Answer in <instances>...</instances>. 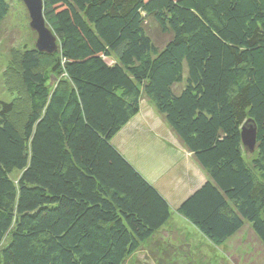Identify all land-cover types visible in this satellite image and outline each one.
<instances>
[{"label":"trees","instance_id":"16d2710c","mask_svg":"<svg viewBox=\"0 0 264 264\" xmlns=\"http://www.w3.org/2000/svg\"><path fill=\"white\" fill-rule=\"evenodd\" d=\"M42 1L58 49L20 53L22 131L0 100V264H124L168 245L171 207L112 143L143 100L206 177L178 214L214 246L247 225L264 250V0Z\"/></svg>","mask_w":264,"mask_h":264},{"label":"rangeland","instance_id":"374dc122","mask_svg":"<svg viewBox=\"0 0 264 264\" xmlns=\"http://www.w3.org/2000/svg\"><path fill=\"white\" fill-rule=\"evenodd\" d=\"M10 6V14L0 29V100L14 104L10 120L19 131H22L28 102L19 77L18 59L23 49L34 48L36 34L29 28L28 14L22 2L10 1ZM145 26L152 41L158 48L163 47L168 37L161 34L150 19L146 21ZM106 61L109 64L113 62L111 59ZM51 63L52 58L44 57L42 69L49 71ZM144 140L139 139L138 143L142 144ZM134 152L139 153L137 148ZM247 157L250 159L252 156ZM193 162L196 164L194 160ZM179 173L182 176L185 174ZM193 176L195 178V174ZM149 178L153 179L151 176ZM159 187L165 191L162 185ZM170 205V221L163 227L164 231H161L168 245L162 248L161 239L156 238L158 240L154 239L155 241L152 239L124 264H262L264 250L247 225L230 241L222 246H214L178 214L174 208L176 204Z\"/></svg>","mask_w":264,"mask_h":264},{"label":"crops","instance_id":"0c3cea01","mask_svg":"<svg viewBox=\"0 0 264 264\" xmlns=\"http://www.w3.org/2000/svg\"><path fill=\"white\" fill-rule=\"evenodd\" d=\"M152 107L143 100L138 114L121 129L112 143L160 192L169 206L171 207L170 203L176 204L174 208L177 209L182 201L205 183L206 177L193 162L192 155L181 147ZM139 139L144 140L142 144L138 143ZM135 148L139 151L138 154L134 152ZM179 172L185 174L182 176ZM159 185H162L165 191Z\"/></svg>","mask_w":264,"mask_h":264},{"label":"water","instance_id":"95a60500","mask_svg":"<svg viewBox=\"0 0 264 264\" xmlns=\"http://www.w3.org/2000/svg\"><path fill=\"white\" fill-rule=\"evenodd\" d=\"M24 5L28 18L29 28L36 34L34 44L35 50L39 53L53 54L58 49L57 38L46 25L43 16V1L42 0H20ZM257 131L255 124L248 120L246 121L240 132L241 144L244 150L253 153L256 146Z\"/></svg>","mask_w":264,"mask_h":264}]
</instances>
